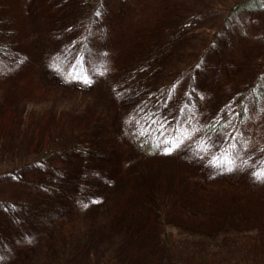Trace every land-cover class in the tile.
<instances>
[{
	"label": "rangeland",
	"instance_id": "374dc122",
	"mask_svg": "<svg viewBox=\"0 0 264 264\" xmlns=\"http://www.w3.org/2000/svg\"><path fill=\"white\" fill-rule=\"evenodd\" d=\"M88 2L0 0V264H264V0Z\"/></svg>",
	"mask_w": 264,
	"mask_h": 264
},
{
	"label": "trees",
	"instance_id": "16d2710c",
	"mask_svg": "<svg viewBox=\"0 0 264 264\" xmlns=\"http://www.w3.org/2000/svg\"><path fill=\"white\" fill-rule=\"evenodd\" d=\"M251 2H255L257 4L256 8H260V0H251ZM89 6L92 7L94 6L92 0L88 2ZM250 7V6H248ZM241 8V5L237 8V10L239 11ZM1 48V46H0ZM1 50V49H0ZM245 96L246 94L241 93L240 95H238L235 98V102L237 105V111H238V115H239V122H241V120H243L246 117V112H247V107L245 105ZM258 99V97L256 98ZM227 114L223 115V117L221 119L215 120V121H210L209 123H204L202 126V130L203 132H207V133H214L217 132L224 126V122H225V118L228 117L226 116ZM241 264H250L248 261H241Z\"/></svg>",
	"mask_w": 264,
	"mask_h": 264
},
{
	"label": "snow or ice",
	"instance_id": "6c2138e0",
	"mask_svg": "<svg viewBox=\"0 0 264 264\" xmlns=\"http://www.w3.org/2000/svg\"><path fill=\"white\" fill-rule=\"evenodd\" d=\"M101 74H102V73H101ZM82 79L84 80L85 83H90V82H91V81L87 78V76L82 77ZM171 143H172V147L166 149L167 152H171L175 147H178V144H177L175 141H173V142H171ZM218 162H227L229 165L232 164V161L229 160V158H228L227 155H225V156L223 157V160H222V161H218ZM256 175H257V178H258V179H259V178H264V173H257Z\"/></svg>",
	"mask_w": 264,
	"mask_h": 264
}]
</instances>
